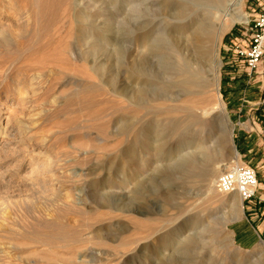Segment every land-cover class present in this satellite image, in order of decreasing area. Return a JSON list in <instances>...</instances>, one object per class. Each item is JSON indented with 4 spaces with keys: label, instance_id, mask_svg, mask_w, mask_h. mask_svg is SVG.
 Wrapping results in <instances>:
<instances>
[{
    "label": "rangeland",
    "instance_id": "obj_1",
    "mask_svg": "<svg viewBox=\"0 0 264 264\" xmlns=\"http://www.w3.org/2000/svg\"><path fill=\"white\" fill-rule=\"evenodd\" d=\"M164 1L0 0V264H264V58L249 71L236 56L264 0H243L246 23L222 35L223 112L190 137L161 128L191 97L145 53L159 41L173 63L175 9L202 0ZM232 148L256 180L248 201L216 189ZM183 154L203 174L173 167Z\"/></svg>",
    "mask_w": 264,
    "mask_h": 264
},
{
    "label": "bare ground",
    "instance_id": "obj_2",
    "mask_svg": "<svg viewBox=\"0 0 264 264\" xmlns=\"http://www.w3.org/2000/svg\"><path fill=\"white\" fill-rule=\"evenodd\" d=\"M162 1L164 4L166 3V1ZM225 1L226 0H224L223 3L220 0H202L199 2L196 1V4H192L191 6H188L184 3H179V5L177 6V10L175 9V19L173 20L172 27L174 29L170 33V41L173 43V45H175V47L172 44L171 45L172 47H174L173 50L177 53H175V55L173 56V63H169L170 61H168L166 57H164V54L162 53L163 47L159 41L153 40L148 46H146V57H158V59L160 58V61L162 62L161 64H163V68L171 69L173 71L175 70L177 72V80L174 83L175 87L177 86L180 90H183L184 94L191 97V101L189 100V102L186 104L189 106V108L183 109L181 111L176 108L181 112V118L175 119L176 117H173L174 119H171L168 117V119L164 120V124H162L161 126L162 129H170L175 131V135L190 137L192 135L191 130L197 128L199 131H202V129H204V127L208 124V122H205L204 118L209 117L213 112L217 110L223 112V105L220 102V96L218 93V71L220 67V63L218 60V48L220 45V39L224 32H226L234 23H246V18L240 12L243 0H235L234 2L232 0H228L227 2ZM194 7H198L199 9L196 10L194 9ZM227 7H234L232 9V14H228ZM226 12L228 15H225ZM226 16L227 18H225ZM213 46L215 47L212 51ZM184 48L188 49L189 54L191 53V58H188V55L186 56L181 55L180 53L178 54V52H180V50ZM211 51L213 54L210 57ZM147 62V58L141 59L136 65L131 68L130 74L132 76L145 75L148 71ZM150 81H152V79L143 78V85H148ZM212 85L214 86V101L212 103H205L201 105L200 108L198 106H195L200 109H196V112L192 110V103L194 104V102L197 103V101L201 102L208 99V89ZM148 93H150L148 89L139 88L134 95V105L141 107ZM202 110H204L203 114ZM170 112L173 113V111L171 110ZM171 114L170 117L172 116ZM224 122L226 125L229 124L226 117H224ZM4 132H7V128H5ZM200 155L202 156V161L211 162L209 161V158H211L208 156L209 154ZM232 155L235 161L233 165L234 168L238 165L239 159L238 154L236 153L234 148H232ZM212 156L216 157V155ZM177 160L178 161L174 163L173 167L177 168L180 171L191 173L192 171L198 170L202 172L204 169V166H202L201 168V165L198 164L197 160L192 159V157L190 158V156H188L187 154H183V156ZM230 168L231 167L227 166L226 164L217 165V167L214 169V172H212L213 174L209 176L210 178H208L207 175L205 176L209 179L207 180V187L209 192H214L215 178L213 175L217 173L220 174ZM185 241L183 243L184 245L186 244V246H184L183 249L194 246V241H190L189 243L188 240L186 242Z\"/></svg>",
    "mask_w": 264,
    "mask_h": 264
},
{
    "label": "built area",
    "instance_id": "obj_3",
    "mask_svg": "<svg viewBox=\"0 0 264 264\" xmlns=\"http://www.w3.org/2000/svg\"><path fill=\"white\" fill-rule=\"evenodd\" d=\"M252 34L247 45L236 51L249 71L257 68L264 58V14L253 21ZM256 180L252 171L234 167L222 173L216 180V189L220 194H237L241 200L248 201L254 196Z\"/></svg>",
    "mask_w": 264,
    "mask_h": 264
}]
</instances>
